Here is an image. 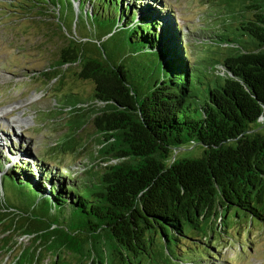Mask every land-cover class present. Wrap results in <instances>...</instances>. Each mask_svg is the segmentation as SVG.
<instances>
[{
	"label": "trees",
	"instance_id": "obj_1",
	"mask_svg": "<svg viewBox=\"0 0 264 264\" xmlns=\"http://www.w3.org/2000/svg\"><path fill=\"white\" fill-rule=\"evenodd\" d=\"M48 1L54 2L18 0L17 11L29 14ZM75 1L87 16L110 25L90 47L95 56L63 34L43 74L61 78L78 65L76 75L91 79L94 97L106 101L90 113L101 166L55 181L56 171L43 169L37 183L24 161L20 168L31 173L10 166L0 177V253L15 250L14 264H201L197 260L216 258L220 250L210 240L220 232L214 224L244 218L264 225V133L257 130L264 116V0H232L226 10L240 18L201 36L216 45L192 58L152 10L139 15L135 0H68V29ZM58 15L62 19V11ZM145 51L151 58H137ZM134 65L140 72H132ZM201 72L205 81L197 78ZM86 121L78 116L76 127ZM186 145L203 151L173 158L174 149ZM6 175L19 189L46 197L49 214L31 211L21 224L14 222L19 207L7 201ZM41 182L50 184L51 194ZM18 232L34 236L19 243Z\"/></svg>",
	"mask_w": 264,
	"mask_h": 264
},
{
	"label": "rangeland",
	"instance_id": "obj_2",
	"mask_svg": "<svg viewBox=\"0 0 264 264\" xmlns=\"http://www.w3.org/2000/svg\"><path fill=\"white\" fill-rule=\"evenodd\" d=\"M17 1L0 0V135H7L6 142L0 141V165H4L0 177L8 172L10 166L13 169L20 168V162L24 161L33 170L32 180L35 183L38 179L42 180L43 169L56 171L51 174L52 180L63 175L68 179L69 176L76 178L82 171L88 170L89 166L93 165L95 168L101 166V160L95 156L100 147L99 135L90 113L93 108L101 107L103 103L98 102L94 97V83L76 75V70H79L77 66L66 69L61 78L50 79L43 74L49 69L50 63L56 58L63 43L62 31L53 22L57 20L54 15L49 14L54 12L56 15L62 11V20L70 19L73 7L68 0H54L44 4L46 11L44 8L35 9L29 14H23L17 11ZM134 2L139 15L142 10H152L158 22L167 23L169 31L178 33L176 44L186 47L185 50L187 49L191 58L204 54L205 50L206 55L210 54L211 51L208 49L216 45L210 44L208 40H202L201 36L206 37L218 26L227 22L236 23V19L240 18V12L235 14L234 19V16L226 10L227 5H234L232 0H135ZM73 5L78 17L76 21H78L79 36L96 39V35L103 33L105 31L103 28L110 25V20L102 16H87L86 12H82L79 8V1H75ZM86 8L91 10L92 5L87 2ZM41 13L44 14L42 17L39 16ZM67 19L65 22L68 24ZM144 56L151 58L152 55L150 51H145L143 54H138L137 58ZM195 66L200 68L198 64ZM140 67L141 65H134L132 72H140ZM204 75L201 72L197 78L205 81ZM198 85L208 87L207 84L200 82ZM200 93V101L204 102V90ZM86 103L89 104L83 105ZM78 116L87 120L81 127H76ZM257 125V130L264 133V116ZM202 151L201 145H186L176 149L174 153L178 157H193L200 155ZM22 168L26 173H31L24 167L19 170L23 171ZM44 184L41 182L40 187ZM45 185L46 188L43 189L42 186L41 190L51 194L50 184ZM4 188L8 203L19 207L20 214H32V212L40 216L49 214L47 198L42 196L40 198L33 190L25 192L19 189L11 176H5ZM37 199L36 207L33 208L32 205ZM214 225L220 236L210 241L219 248L220 254H215L214 259L210 260L208 256L203 260H197L198 262L264 264L263 224L256 222L251 224L242 218L235 224L226 225L218 222ZM21 233L23 232L18 233V236L28 238V235ZM213 234L209 232L207 239ZM14 252L15 250L9 255L0 253V264H14ZM43 264L50 263L45 261Z\"/></svg>",
	"mask_w": 264,
	"mask_h": 264
},
{
	"label": "water",
	"instance_id": "obj_3",
	"mask_svg": "<svg viewBox=\"0 0 264 264\" xmlns=\"http://www.w3.org/2000/svg\"><path fill=\"white\" fill-rule=\"evenodd\" d=\"M44 9H45V6H44ZM44 11V10H43ZM45 11H46V9H45ZM52 12V11H51ZM54 15V17L56 18V20L57 21H55V20H53V22L56 24V26H57V28H59L61 31H62V39H63V34H65L66 36H68L69 38H76L77 40H78V42H80L82 45L84 44V45H86V49H87V51L88 52H90V55L92 56H95L96 54L91 50V48L90 47H92L93 46V42H96L95 41V39L93 40V39H90V41H87L88 40V38H86L85 36H79L78 35V29H77V24H76V19L78 18V17H76V15H75V20H74V23L72 24V28L71 29H68L67 27H66V22H65V20L66 19H64V20H62V19H60V17H59V13L58 14H54V12H52V13H50L49 15ZM42 15H44V14H39V16H41L42 17ZM83 41V42H82ZM76 64H78V62H75ZM75 66H77L78 67V65H75ZM66 67H68V64H66L65 66H64V68H66ZM70 68H72V67H70ZM89 80H91V79H89ZM92 81V80H91ZM93 82V81H92ZM94 83V82H93ZM126 84L127 85H129L127 82H126ZM129 88H130V90L134 93V91H133V89L129 86ZM96 100L98 101V102H102L103 103V105L102 106H104L105 104H106V101H101V100H99V99H97L96 98ZM94 101V100H93ZM116 104H118L116 101H114ZM90 103V102H89ZM89 103H86V104H83V105H88ZM101 106V107H102ZM98 108H100V107H98ZM174 150H176V149H174ZM176 157V153H174L173 154V158H175ZM11 214H13V213H11ZM14 216H15V214H14ZM13 216V217H14ZM21 216V217H20ZM21 218H23V216H22V214L20 215V213L18 214V216H17V214H16V216L13 218L14 219V222H15V220H17V224H21L22 222H24V219H22L21 220ZM9 219H10V217H9ZM16 224V223H15ZM18 233H20V232H18ZM17 233V234H18ZM21 234H23V235H28V238H22V237H20L21 235H19L18 236V241H19V243H28L30 240H31V238H32V236H34V234H27V233H21Z\"/></svg>",
	"mask_w": 264,
	"mask_h": 264
},
{
	"label": "bare ground",
	"instance_id": "obj_4",
	"mask_svg": "<svg viewBox=\"0 0 264 264\" xmlns=\"http://www.w3.org/2000/svg\"><path fill=\"white\" fill-rule=\"evenodd\" d=\"M30 118V117H29ZM25 122V121H24Z\"/></svg>",
	"mask_w": 264,
	"mask_h": 264
}]
</instances>
